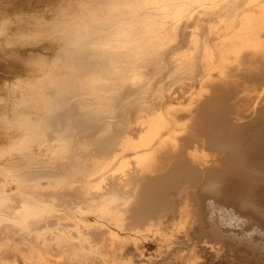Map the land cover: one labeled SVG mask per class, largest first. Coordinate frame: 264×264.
<instances>
[{
    "label": "bare ground",
    "instance_id": "6f19581e",
    "mask_svg": "<svg viewBox=\"0 0 264 264\" xmlns=\"http://www.w3.org/2000/svg\"><path fill=\"white\" fill-rule=\"evenodd\" d=\"M263 253L264 0H0V264Z\"/></svg>",
    "mask_w": 264,
    "mask_h": 264
},
{
    "label": "rangeland",
    "instance_id": "374dc122",
    "mask_svg": "<svg viewBox=\"0 0 264 264\" xmlns=\"http://www.w3.org/2000/svg\"><path fill=\"white\" fill-rule=\"evenodd\" d=\"M237 249V253L240 256H246L247 258H253L255 257V252H253L249 247H247L246 245L243 246H239L236 248ZM261 257L264 259V253L261 254Z\"/></svg>",
    "mask_w": 264,
    "mask_h": 264
}]
</instances>
